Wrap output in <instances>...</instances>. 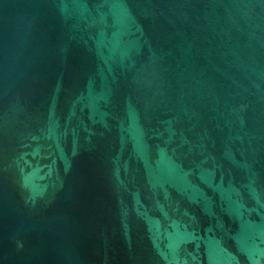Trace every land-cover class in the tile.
<instances>
[{
    "label": "water",
    "instance_id": "95a60500",
    "mask_svg": "<svg viewBox=\"0 0 264 264\" xmlns=\"http://www.w3.org/2000/svg\"><path fill=\"white\" fill-rule=\"evenodd\" d=\"M0 264H264V0H0Z\"/></svg>",
    "mask_w": 264,
    "mask_h": 264
}]
</instances>
